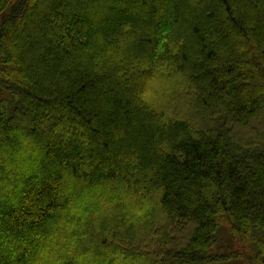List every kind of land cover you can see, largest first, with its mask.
I'll return each mask as SVG.
<instances>
[{
  "label": "trees",
  "instance_id": "obj_1",
  "mask_svg": "<svg viewBox=\"0 0 264 264\" xmlns=\"http://www.w3.org/2000/svg\"><path fill=\"white\" fill-rule=\"evenodd\" d=\"M231 261L264 264V0H0V264Z\"/></svg>",
  "mask_w": 264,
  "mask_h": 264
},
{
  "label": "rangeland",
  "instance_id": "obj_2",
  "mask_svg": "<svg viewBox=\"0 0 264 264\" xmlns=\"http://www.w3.org/2000/svg\"><path fill=\"white\" fill-rule=\"evenodd\" d=\"M173 81V83L174 84H176L177 83V80L176 79H174V80H172ZM92 192V191H91ZM88 197V196H87ZM223 237L224 236H226V237H224L223 238V240L226 242V243H229V242H231V240H230V238L228 237V235L227 234H223L222 235ZM232 243V242H231ZM231 243H230V245L229 246H231ZM232 250V249H231ZM239 254H242V255H244V253H242V252H239ZM247 254V253H246ZM244 264V262H242V261H231V262H229V263H227V264Z\"/></svg>",
  "mask_w": 264,
  "mask_h": 264
}]
</instances>
